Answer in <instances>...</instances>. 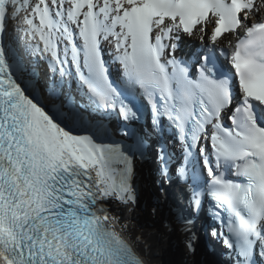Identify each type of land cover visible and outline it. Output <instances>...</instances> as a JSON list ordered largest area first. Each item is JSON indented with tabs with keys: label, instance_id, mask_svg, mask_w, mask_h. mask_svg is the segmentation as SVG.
Returning a JSON list of instances; mask_svg holds the SVG:
<instances>
[{
	"label": "snow or ice",
	"instance_id": "snow-or-ice-1",
	"mask_svg": "<svg viewBox=\"0 0 264 264\" xmlns=\"http://www.w3.org/2000/svg\"><path fill=\"white\" fill-rule=\"evenodd\" d=\"M176 181L231 264H264V0H0V264H144L124 211L148 186L194 251Z\"/></svg>",
	"mask_w": 264,
	"mask_h": 264
},
{
	"label": "bare ground",
	"instance_id": "bare-ground-1",
	"mask_svg": "<svg viewBox=\"0 0 264 264\" xmlns=\"http://www.w3.org/2000/svg\"><path fill=\"white\" fill-rule=\"evenodd\" d=\"M135 213H137V211L132 212V213H129L126 210L124 211V216H126L125 219L130 222V223L128 222L129 223V228L124 232V234H127L130 237H132L131 235H132V232H133V229H132V225L133 224L132 223H136L137 224V222H138V220H136V217H134L135 216ZM117 226L119 227V225H117ZM133 228H134V230L136 229L135 226ZM135 234H136V232H135ZM135 236H136V238L139 237L137 234ZM184 236L185 235L183 234L182 235L181 245H182L183 249L185 250L184 251V253H185L184 259H188V258H190L191 251H189V249L186 246V238ZM142 237H143V239L145 241L142 238L139 237L140 238V241L142 239L143 246L146 248L147 252L149 253L148 256L150 258L148 256L147 257H148V259H150L151 262H152V260H151L152 258L155 259L156 261H159V259L161 258L160 256H157V254H156V252L159 251L158 250V247L160 248V253L162 255L164 252L167 251V248L165 247V245L168 247L170 245V243H171V240L169 239L168 235H164L161 242L164 243L165 245H159L158 247L156 245H153V250H152L151 241L148 243L149 238L147 237L148 238L147 239L145 236H142ZM157 237L160 238V237H162V235H160V237L159 236H157ZM150 240H154V239H150ZM193 258L196 260V257L195 256ZM193 262H194V260L191 258V260H190V262L188 264H193Z\"/></svg>",
	"mask_w": 264,
	"mask_h": 264
},
{
	"label": "water",
	"instance_id": "water-1",
	"mask_svg": "<svg viewBox=\"0 0 264 264\" xmlns=\"http://www.w3.org/2000/svg\"><path fill=\"white\" fill-rule=\"evenodd\" d=\"M161 262L163 263V261H162V260H161ZM161 262H160V263H161Z\"/></svg>",
	"mask_w": 264,
	"mask_h": 264
},
{
	"label": "rangeland",
	"instance_id": "rangeland-1",
	"mask_svg": "<svg viewBox=\"0 0 264 264\" xmlns=\"http://www.w3.org/2000/svg\"><path fill=\"white\" fill-rule=\"evenodd\" d=\"M149 249V248H148Z\"/></svg>",
	"mask_w": 264,
	"mask_h": 264
}]
</instances>
